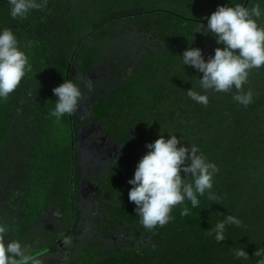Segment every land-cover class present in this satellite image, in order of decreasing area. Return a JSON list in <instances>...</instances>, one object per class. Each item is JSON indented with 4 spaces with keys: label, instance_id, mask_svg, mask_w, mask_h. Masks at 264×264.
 Masks as SVG:
<instances>
[{
    "label": "trees",
    "instance_id": "obj_1",
    "mask_svg": "<svg viewBox=\"0 0 264 264\" xmlns=\"http://www.w3.org/2000/svg\"><path fill=\"white\" fill-rule=\"evenodd\" d=\"M226 2L246 0H47L23 20H12L0 0V28L13 30L31 66L0 101L7 240L19 241L38 264H257L253 253L264 246V67L252 69L242 87L253 93L247 106L233 100L234 88L209 90L204 105L187 96L191 87L205 92L201 74L180 57L189 46L205 59L213 53L218 45L203 17ZM257 3L264 10L261 0L246 7ZM257 22L264 27V16ZM98 62L119 74L98 73ZM63 79L79 85L82 99L57 120L52 89ZM87 130L93 136L84 142ZM167 132L217 165L211 191L218 202L207 193L198 207L186 200L172 208L169 223L149 230L128 200L127 181L145 144ZM102 178V187L92 184ZM91 185L104 201L90 202L95 192L83 197ZM185 206L189 215L182 216ZM228 215L242 226L227 225L218 243L208 232ZM240 248L247 260L234 256Z\"/></svg>",
    "mask_w": 264,
    "mask_h": 264
},
{
    "label": "clouds",
    "instance_id": "obj_2",
    "mask_svg": "<svg viewBox=\"0 0 264 264\" xmlns=\"http://www.w3.org/2000/svg\"><path fill=\"white\" fill-rule=\"evenodd\" d=\"M264 2V0H261ZM47 0H7L9 16L12 20H23L34 10H40ZM264 16L261 4L251 8L241 3L228 2L218 5L210 15L203 17L207 21L203 30L212 35L217 47L213 53L205 56L198 47H186L180 57L183 66H190L201 75L199 86L205 94L187 89V96L194 102L206 105L207 92H229L236 89L233 100L247 106L252 102L251 91L242 92L252 69L264 67V27L258 20ZM28 56L19 46V41L10 27L0 28V101L8 99L20 85L30 70ZM55 107L50 115L59 120L65 114L76 111L82 99L77 83L63 79L52 89ZM168 137L159 134L157 138L145 144L147 151L139 158L134 173L127 183L128 200L135 205L134 212L146 229L157 225L164 226L173 217L171 210L176 205L190 201L192 207L201 203L199 196L217 203L218 197L212 192L213 177L219 171L215 163L199 153L196 145L187 147L177 134L167 132ZM183 174V175H182ZM180 214L189 215V209L182 207ZM234 224L242 226V221L228 215L218 221L208 232L219 243L225 239V228ZM8 229L0 225V264H38L26 255L21 243L7 240ZM237 259L247 260L244 248L233 252ZM258 257L257 264H264V246H258L253 253Z\"/></svg>",
    "mask_w": 264,
    "mask_h": 264
},
{
    "label": "rangeland",
    "instance_id": "obj_3",
    "mask_svg": "<svg viewBox=\"0 0 264 264\" xmlns=\"http://www.w3.org/2000/svg\"><path fill=\"white\" fill-rule=\"evenodd\" d=\"M93 67H94V69H96V71H97L98 73H99V72H103V73H111L110 70H112V71H113V74H116V73L119 74L118 69H114V68L112 69V68H109V65H108V64H105V65H104V64H102V62H100V63H99V62L96 63ZM93 67H92V68H93ZM120 67L122 68L123 66L120 65L119 68H120ZM125 68H126V72L129 73L131 67H130V66H126ZM107 75H108V74H107ZM125 85H126V84H125ZM90 110H91V109H90ZM91 136H93V135L90 133L89 130H87V134H86L85 136H83L82 139H83L84 142H87V141L90 140L89 138H91ZM80 148H81V146H80ZM81 149H82V148H81ZM103 178H104V177H103ZM103 178H102V180H101L100 182H98V181L93 182V181H92V184H97V183L99 184V183H100V184H101V187H102L103 184L107 183V182H106L107 180H105V181L103 182V180L105 179V178H104V179H103ZM93 180H94V179H93ZM125 183H126V182H125ZM125 183H122V184H125ZM81 185H86V184L83 183V184H81ZM95 190H96V189H94V187L91 185L90 187H88V188H86L85 190L82 191V192H83L82 195H83L84 198H86V197L88 198V197H89V194H93V193L95 192V193H96L95 196H90V200H91L90 202L95 201V200H98V199H97V196H98V198L100 197V200H99V201H104V200H103V197H102L103 194H101V192H99L98 190H96V191H95ZM97 191H98V192H97ZM99 195H100V196H99ZM88 201H89V200H88ZM82 207H83V205H82ZM51 223H52V222H51ZM29 241H30V240H29ZM31 242L34 243V240L32 239ZM25 252H26V255L32 256L31 254H32L33 252H29V250H25ZM34 254H36V253H34ZM34 254H33V255H34ZM40 255L42 256V254H40ZM46 256H47V255H46ZM60 258H61V257H60ZM38 260L40 261V260H42V258H41V259H38ZM40 262H41V261H40ZM30 264H31V262H30Z\"/></svg>",
    "mask_w": 264,
    "mask_h": 264
},
{
    "label": "water",
    "instance_id": "obj_4",
    "mask_svg": "<svg viewBox=\"0 0 264 264\" xmlns=\"http://www.w3.org/2000/svg\"><path fill=\"white\" fill-rule=\"evenodd\" d=\"M246 3H247V0H246V2H245L244 6H246Z\"/></svg>",
    "mask_w": 264,
    "mask_h": 264
}]
</instances>
